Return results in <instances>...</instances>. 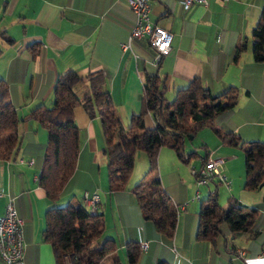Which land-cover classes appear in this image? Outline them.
Wrapping results in <instances>:
<instances>
[{
  "label": "crops",
  "instance_id": "obj_1",
  "mask_svg": "<svg viewBox=\"0 0 264 264\" xmlns=\"http://www.w3.org/2000/svg\"><path fill=\"white\" fill-rule=\"evenodd\" d=\"M263 9L264 0H207L188 9L181 0H150V20L172 34L170 51L156 62L155 51L146 40L129 37L134 14L127 0H0V78L6 81L8 97L17 112L20 139L15 154L0 160V215L7 198L12 197L18 216L24 220L22 264H56L50 243L41 237L44 213L70 198L81 202L84 191L99 194L97 211L104 218L101 236L115 242L114 252L107 256L111 260L118 258L121 264H128L126 242L140 244L145 240L148 245L139 250L136 264H264V183L253 190L243 187L247 144L223 143L211 128L204 127L194 135L203 153L194 147L189 151L194 153L180 161L171 147L159 149L160 183L176 211L174 234L168 242L143 218L131 192L139 175H130L123 188L109 190L99 120L89 117L81 105L72 109L79 129L74 171L58 198L48 199L36 180L46 131L30 116L37 105L51 106L59 73L101 70L112 104L126 127L130 116L141 109L144 74L158 71L170 99L194 77L213 94L234 86L237 103L218 113L213 126L243 141H264V61H254L250 35ZM242 42L245 47L236 54ZM76 87L85 88L84 84ZM144 124L153 126L149 112L144 115ZM193 155L197 156L194 167L208 155L222 156L228 186L215 177L197 184L194 177L186 175L182 164H188ZM141 157L145 167L146 153ZM196 189L198 198L194 197ZM210 192L216 194L222 207L234 199L255 208V225L231 234L222 222L214 243L197 239L199 206Z\"/></svg>",
  "mask_w": 264,
  "mask_h": 264
},
{
  "label": "trees",
  "instance_id": "obj_2",
  "mask_svg": "<svg viewBox=\"0 0 264 264\" xmlns=\"http://www.w3.org/2000/svg\"><path fill=\"white\" fill-rule=\"evenodd\" d=\"M250 35L253 59L262 62L264 9ZM244 47L245 43H240L236 54ZM79 84H84L86 88L80 97L75 93V87ZM236 103L237 90L234 86L213 94L199 77L191 79L169 99L158 71L145 73L141 109L130 116L125 127L112 104L104 73L93 70L80 74L74 69H68L59 73L54 81L51 106L37 105L30 111V116L46 131L37 183L44 189L48 199L54 201L73 173L79 151V129L72 109L75 105H81L89 117L97 116L99 120L110 191L124 187L132 171L136 152L146 153L148 167L142 178L131 188V192L143 218L150 220L169 242L174 234L176 211L161 186L158 174L157 155L162 146L171 147L180 159L186 160L183 154L184 139L193 138L197 131L209 127L223 143L241 146L247 144L244 148L248 158L245 162L243 187L253 190L264 183V141H243L231 132H224L213 126L214 117ZM148 112L153 119L151 128L144 124V115ZM17 122L16 109L8 97L7 83L0 78V160L11 158L19 146ZM257 217L255 208L246 207L234 199L226 207H222L216 194L210 192L199 206L196 238L214 243L220 235V223L225 222L231 234H238L253 227ZM44 222L41 237L43 241L50 243L56 264H102L115 250L113 239H99L104 230L102 213L89 212L78 200L70 198L63 205L48 207L44 213ZM139 252V243L126 242L128 264H136ZM109 264L121 263L115 258Z\"/></svg>",
  "mask_w": 264,
  "mask_h": 264
},
{
  "label": "built area",
  "instance_id": "obj_3",
  "mask_svg": "<svg viewBox=\"0 0 264 264\" xmlns=\"http://www.w3.org/2000/svg\"><path fill=\"white\" fill-rule=\"evenodd\" d=\"M207 0H181L182 6L188 9L194 3L206 4ZM134 14L133 25L129 31V37L134 40H146L155 51V61L159 62L163 55L168 54L171 48L172 34L161 25L154 23L149 18L150 0H127ZM125 47V44H122ZM224 158L222 156L208 155L199 167L191 166L190 173L197 184L203 183L209 178H217L218 181L228 186L229 179L222 170ZM33 163V159L29 160ZM2 192L0 191V196ZM195 198L199 197L196 189ZM99 194L97 191H84L82 204L89 212H96L99 207ZM183 208V204L180 205ZM24 220L18 216L13 203V198L8 197L4 211L0 215V258L3 264H22L23 239L22 226ZM148 242L143 240L139 244L141 250L146 249ZM242 255L241 250H237Z\"/></svg>",
  "mask_w": 264,
  "mask_h": 264
},
{
  "label": "rangeland",
  "instance_id": "obj_4",
  "mask_svg": "<svg viewBox=\"0 0 264 264\" xmlns=\"http://www.w3.org/2000/svg\"><path fill=\"white\" fill-rule=\"evenodd\" d=\"M86 91V88H81V90H78L77 87L75 88V93L80 97L82 96ZM170 99V98H169ZM197 139L196 137L194 138H189V137H186L185 138V142H183V154L184 155H187V152L189 151H194V149L196 148L197 150H199L200 152L203 153V150L199 148V144L198 142H196ZM184 145L186 146V148H184ZM195 147V148H194ZM189 148V149H188ZM186 149V150H185ZM196 151V150H195ZM144 151H137V154L135 156V159H134V165L132 167V171L130 173L131 177L133 178L134 176L136 175H139L138 177V180L134 183L136 184L143 176V174L145 173L148 165H146L144 167V162L142 161V157L141 156H144ZM175 152V151H174ZM140 154V155H139ZM175 155L176 157L179 159V157L177 156V153L175 152ZM198 155H202V154H198ZM196 159H197V156L196 155H193V156H190V161L188 164H182V167L184 168V171L186 172V175H188L190 178L193 177L190 173V168L191 166L195 165L194 163L196 162ZM180 160V159H179ZM181 161V160H180ZM183 162V161H182ZM157 165H158V161H157ZM168 166V165H167ZM168 167H173V165L171 166H168ZM184 172V173H185ZM183 173V174H184ZM158 174L160 176V172L158 171ZM130 177V176H129ZM129 179V178H128ZM200 194L204 197L205 195V191H204V187L201 186V191H200ZM67 202L66 201H61L58 205H63ZM103 237L101 236V238L99 237V239L101 240ZM98 239V240H99ZM111 261V258L110 257H106L103 261H102V264H109Z\"/></svg>",
  "mask_w": 264,
  "mask_h": 264
},
{
  "label": "bare ground",
  "instance_id": "obj_5",
  "mask_svg": "<svg viewBox=\"0 0 264 264\" xmlns=\"http://www.w3.org/2000/svg\"><path fill=\"white\" fill-rule=\"evenodd\" d=\"M81 202H82V198H81ZM98 210V209H97ZM139 250H141V249H139Z\"/></svg>",
  "mask_w": 264,
  "mask_h": 264
}]
</instances>
